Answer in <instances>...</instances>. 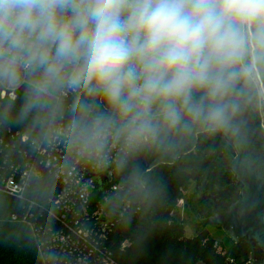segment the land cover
<instances>
[{
	"label": "clouds",
	"instance_id": "9594fccd",
	"mask_svg": "<svg viewBox=\"0 0 264 264\" xmlns=\"http://www.w3.org/2000/svg\"><path fill=\"white\" fill-rule=\"evenodd\" d=\"M20 86L16 118L31 115L79 156L106 160L118 146L126 167L218 136L253 172L264 0H0V90ZM69 93L89 103L65 118Z\"/></svg>",
	"mask_w": 264,
	"mask_h": 264
},
{
	"label": "built area",
	"instance_id": "2783aa9c",
	"mask_svg": "<svg viewBox=\"0 0 264 264\" xmlns=\"http://www.w3.org/2000/svg\"><path fill=\"white\" fill-rule=\"evenodd\" d=\"M15 91L7 90L9 98L14 99ZM75 97L69 93L64 99L67 114L75 110ZM119 154L118 146H113L106 160L89 159L77 155L48 128L40 138L3 129L0 223L25 225L42 264H122L114 257L109 238L134 204L117 196L115 210L107 212L121 189L113 167ZM182 203L178 198L176 204ZM213 247L222 256L219 264H260L251 253L230 255L217 240Z\"/></svg>",
	"mask_w": 264,
	"mask_h": 264
},
{
	"label": "trees",
	"instance_id": "16d2710c",
	"mask_svg": "<svg viewBox=\"0 0 264 264\" xmlns=\"http://www.w3.org/2000/svg\"><path fill=\"white\" fill-rule=\"evenodd\" d=\"M16 96L13 101L4 102L0 99V111H10V116L14 117L12 121H20L16 117L24 102V87L20 86L15 91ZM75 110H78L81 104L89 103L83 97H75L72 100ZM68 112L65 110V116H68ZM26 128L13 126L8 123L0 125V131L3 129L11 128L13 130H19L27 133L30 137L40 138L46 131L45 124L34 122L30 115L27 119L23 120ZM213 140L215 138L213 137ZM220 137L215 141L218 143L221 141ZM211 145L208 143V147L201 138L197 139L196 148L202 152V161L209 160L210 163H214L211 166L214 168L213 185L219 187L227 185L231 182L230 170L222 167V161L220 157H209L206 155ZM221 147L215 146L213 152H217ZM199 159V158H198ZM200 161V160H199ZM228 174V175H226ZM197 175L193 172L192 177ZM154 175L145 173L142 177V182L147 189V200L141 205H132L131 209L118 221L113 232L109 238V246L113 252L114 257L122 264H149L146 259L148 256L141 255V251L138 248H132V246H125L121 248L123 240L120 237L121 231L126 229L128 223H141V224H161V231H163V243L165 249L169 252H173L178 261L171 260L170 264H193L195 262H203V264H219L222 261V256L216 252L213 247L214 239L209 238L207 232L202 231L198 235L193 237H184L183 226L180 222H176L169 216V211L172 209L173 204L170 203L171 198L160 199L159 197H153L152 187L156 180ZM205 180L204 188L206 189L207 183H209L207 177L203 178L201 183ZM212 184V183H211ZM203 188V189H204ZM230 194L220 193L217 203L222 208L225 204L224 200L229 197ZM181 196L177 194L176 199ZM203 203L209 204V197H205ZM209 201V202H206ZM177 202V201H176ZM211 203V202H210ZM133 233L130 231L127 233L129 241H136L133 238ZM135 245V244H134ZM132 248V249H131ZM230 255L240 256L252 254L258 262L264 259V252L252 241L246 240L239 244V249L235 245L233 250L227 251ZM169 261V259H167ZM0 264H42L34 246L33 239L31 237L29 229L20 223L15 222H1L0 223ZM155 264H166L160 260H157Z\"/></svg>",
	"mask_w": 264,
	"mask_h": 264
},
{
	"label": "rangeland",
	"instance_id": "374dc122",
	"mask_svg": "<svg viewBox=\"0 0 264 264\" xmlns=\"http://www.w3.org/2000/svg\"><path fill=\"white\" fill-rule=\"evenodd\" d=\"M0 99L4 102H8L13 101L15 97L14 99H11L7 94V90H0ZM5 112V109L0 111V125L8 123L23 129L26 128L23 120L12 121L14 119L12 116L4 119L3 114ZM214 138L215 140H213V137H202L206 148L208 147V143L211 145L206 155L213 157V159L219 156L223 163L222 167L230 170L227 163L234 157L235 152L230 144L224 140L216 143L215 141L218 139V136ZM215 146L221 147V149L214 153L213 148ZM202 154L203 153L200 152L195 145L191 152L182 155L177 162L173 164H158L146 173L157 177L155 178L156 182L152 187L153 197H159L162 200L171 198L170 203H172L173 206L169 211V216L174 221L182 224L184 237L190 238L198 235L202 231H205L207 232L209 238L217 240L220 246H222L225 250L230 251L234 249L235 244L227 237L221 227L209 224L207 218L216 209L221 208L217 203V201H221L217 200L219 199L218 197L220 196V193L223 191L224 194H230L229 197L224 200L225 204L223 207H225L237 198L240 191V185L235 180L231 170L230 172L232 176H230L231 182L229 184L221 187L213 185L212 177L214 174V168L211 164L213 165L214 163H210L208 159H206V161H202ZM192 171L195 172L197 175L196 177H192ZM206 177L209 181L206 189L204 188L199 190V187L202 184L201 180L203 178L206 179ZM177 194L183 198L181 206L176 204L178 199H176ZM205 197L211 198V203L206 201L209 202L208 205L203 203L206 200ZM161 227L162 225L159 223H153L150 225L128 223L126 225V229L121 231L122 233L120 234V237L123 240L122 243H125L126 246H132L133 244L132 248H138L141 251V255L148 256L146 261L149 264H155L157 260L170 264L172 262L171 260H178L173 252H169L165 249L163 243L164 240L162 239L164 233L161 231ZM129 231L133 233V238L136 241H129V237H127V233ZM246 240H241V242H246ZM167 259H169V261ZM193 264H203V262L197 261Z\"/></svg>",
	"mask_w": 264,
	"mask_h": 264
},
{
	"label": "water",
	"instance_id": "95a60500",
	"mask_svg": "<svg viewBox=\"0 0 264 264\" xmlns=\"http://www.w3.org/2000/svg\"><path fill=\"white\" fill-rule=\"evenodd\" d=\"M196 143L197 139H194L186 144L181 151L174 154L142 152L138 156L131 157L126 167L121 166V154H119L113 167L117 173V178L121 181V189L115 193L116 195L108 206L107 212L115 210L114 202L117 196L134 205L143 204L148 196L147 189L142 182L143 175L158 164L177 162L182 155L191 152ZM232 148L235 155L227 163V166L240 185L239 195L227 206L216 209L208 216L207 221L211 225L221 227L227 237L237 246V249H239L241 240L248 239L255 242L264 251V127H261L259 121L254 124L250 150L254 157L261 162V165L253 172L238 170L235 167L234 162L239 159V150L233 146ZM133 165L138 166L142 173L138 180L131 178ZM100 181H104V179L100 177ZM204 185L205 180H203L199 190H202ZM260 264H264V259L261 260Z\"/></svg>",
	"mask_w": 264,
	"mask_h": 264
},
{
	"label": "flooded vegetation",
	"instance_id": "af4514ba",
	"mask_svg": "<svg viewBox=\"0 0 264 264\" xmlns=\"http://www.w3.org/2000/svg\"><path fill=\"white\" fill-rule=\"evenodd\" d=\"M215 200H216V199H215ZM217 200H219V199H217ZM217 200H216V201H217ZM243 240H246V239H243ZM247 240H248V239H247Z\"/></svg>",
	"mask_w": 264,
	"mask_h": 264
}]
</instances>
